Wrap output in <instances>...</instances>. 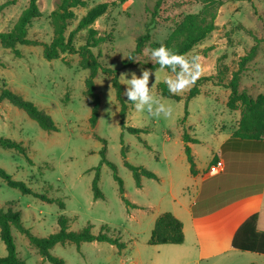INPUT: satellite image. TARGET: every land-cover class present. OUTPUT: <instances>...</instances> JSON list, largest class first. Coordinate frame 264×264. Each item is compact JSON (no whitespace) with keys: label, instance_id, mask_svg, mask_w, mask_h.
Here are the masks:
<instances>
[{"label":"rangeland","instance_id":"1","mask_svg":"<svg viewBox=\"0 0 264 264\" xmlns=\"http://www.w3.org/2000/svg\"><path fill=\"white\" fill-rule=\"evenodd\" d=\"M5 1L0 0V3ZM11 1L0 12V32L11 29L29 2ZM38 1L42 16L32 23L28 34L31 38L50 42L53 29L49 14L57 0ZM102 1L110 5L93 26L107 40L93 48V52L99 55L103 65L119 69L122 82L125 76L131 78L133 72L139 76L143 69L150 70V94L170 107L171 115L165 118L163 114L153 116L147 110L137 112L125 95L129 103L127 126L147 127L148 131L141 132L139 137L124 129L120 124V106L110 77L100 69L95 79L101 97L100 115L96 125L92 126L89 121L91 105L84 95L85 78L89 71L79 66L78 54L64 52L60 58L48 60L43 55L41 44L17 45L21 56L0 44V89L6 84L33 101L53 117L58 127V130L46 131L22 108L6 99L0 102V135L23 141L33 161L31 163L12 148L0 146V166L15 178L25 180L36 191L63 200L65 207L61 208L58 202H47L24 194L18 188L9 186L1 177L0 205L14 200V208L22 211L24 224L38 235L55 232L58 217L65 214L71 218L70 228L73 230H79L90 222L94 225L93 232L99 233L101 225L107 224L111 233L120 235L126 243L121 250L106 241H86L80 246L74 242L58 243L52 247L51 253L63 258L66 264H179V249L170 247L171 244L152 245L148 242L149 220L159 209L166 208L167 200H171L168 192L171 183L176 193L181 194L183 189V182H180L185 172L183 168L172 181L170 179V163L175 153L181 150L183 132L194 134L195 128V133L208 141L206 148H210L216 146L223 133L221 126L229 124L230 127L234 118L233 111L226 104L230 89L206 81L200 86L201 92L186 104V96L193 84L178 95L166 96L168 88L164 77L175 79L174 73L165 68L151 70L140 63L123 66L146 22L151 24L149 44L162 42L185 14L201 9V2L165 0L157 15L152 17L156 0H87L86 7L75 8L76 17L68 30L77 24L90 6ZM216 24L212 34L190 55L199 53L203 69L200 76L221 73L228 78L238 68L241 56L255 43L254 37L242 27L253 28L258 36H264V0L227 1L220 7ZM85 35V29L77 34L75 46L84 43ZM149 44L136 59L150 55ZM240 79L241 87H246L251 94L264 92V41L259 43L256 55L247 62ZM123 85L125 92L127 85ZM105 145L107 158L117 165L123 179L125 196L140 207L126 204L113 177V170L107 163L101 165L99 179L105 197L94 198L92 181ZM123 146L127 148L126 157L122 154ZM125 160L144 165L160 176L158 179L143 177V186L137 187ZM12 232L18 255L25 260V264H41V255L26 235L16 228H12ZM186 250L189 252L182 264H197L193 258L197 257L196 252L192 256V250ZM6 253V245L0 238V257ZM248 259V255H233L223 259L211 258L200 264H247ZM45 263L53 264L49 260Z\"/></svg>","mask_w":264,"mask_h":264},{"label":"trees","instance_id":"2","mask_svg":"<svg viewBox=\"0 0 264 264\" xmlns=\"http://www.w3.org/2000/svg\"><path fill=\"white\" fill-rule=\"evenodd\" d=\"M164 1L165 0H156L152 10V17L157 15ZM196 1L203 4L201 9L196 13L185 14L162 42L149 44L151 39V24L150 22H146L144 31L136 36L135 47L129 53V56L132 58L128 57L124 60L123 66H135L140 63L143 67L151 70L160 68L158 64L149 60L150 55L142 59H136L137 55L143 54L148 44L151 50L163 44L173 52L185 55L189 59L194 55H199V53L194 52L191 56L190 52L193 51L196 46L204 42L217 28L216 18L220 7L230 0ZM11 3V0L0 3V12ZM87 5V0H57L55 7L49 14L53 29V37L50 42H45L37 38H31L28 34L32 23L42 16L39 1L29 0L11 29L0 32V44L5 48L12 49L17 56H21L22 54L17 45L41 44L43 45V55L48 60L60 58L61 54L64 52L78 54L79 66L89 71L85 78L84 95L87 102L91 105L89 121L92 126L96 125L100 115L101 97L95 79L101 69L104 74L110 77L111 84L115 90L116 100L120 106L119 114L121 126L132 133L138 134L140 137V133L148 131V128L127 126L126 124L129 103L124 95V85L119 78V69L103 65L99 60V55L93 52V48L100 46L107 40V37L100 34L93 24L100 16L107 12L110 5L109 2L102 1L90 6L79 18L77 24L72 29L68 30L71 21L76 17L75 8L86 7ZM83 29L86 30L84 43L75 46L76 36ZM242 29L254 37L255 43L243 56H241L238 68L233 71L228 78L222 76L221 73L200 76L190 87L186 96V104L191 98L200 93V86L206 81H211L216 85L226 87L230 89L226 102L227 107L231 110L241 109L238 127L233 132L232 136L241 140H264V92L256 95L251 94L246 87H241L240 79L241 74L246 69L247 62L256 55L259 43L264 41V36H258L257 32L250 27L243 26ZM165 69L170 71L167 67ZM165 95L171 96L172 93L168 91ZM5 99L13 105L25 110L42 129L46 131L58 130L50 114L6 84L0 89V102ZM186 114H188L187 110ZM182 138L185 142V152L190 163V170L192 173H196L194 157L188 142H198L199 140L191 137L186 131L183 132ZM143 141L146 143L145 140ZM0 146L18 151L33 163L28 155V146H26L23 141L0 135ZM106 151L107 147L105 145L101 150L100 164L95 167L96 174L91 186L94 198L98 199L105 197L100 188L99 179L101 165L107 163L113 170V177L119 184V191L126 204L131 207H140L125 196L126 190L123 179L118 173L117 165L107 158ZM126 152L127 148L123 146L122 154L124 157H126ZM125 164L131 169L137 187H142V177L159 178L156 172L148 169L144 165H135L128 160H125ZM0 177L9 186L18 188L24 194L33 195L47 202H58L61 208L65 207L63 200L36 191L25 180L15 178L2 166H0ZM15 203L14 200H10L0 205V238L4 241L7 249L6 255L0 257V264H25V260L21 259L18 255L12 228H16L26 235L29 243L35 247L41 255V264H46V260H49L53 264H66L63 258L51 253L52 247L58 243L66 244L67 242H74L77 246H80L81 243L86 241H106L118 246L120 250L126 245V243L121 240L120 235L111 233V227L107 224L101 225L99 233L93 232L92 228L94 225L90 222L79 230L71 229V218L65 214H61L58 217V229L55 232H51L47 235H38L31 227L24 224L22 211L14 208ZM184 239L183 222L172 212L165 211L160 213L156 218L148 242L152 245L180 244L184 242ZM231 246L241 251H251L264 255V231L259 230L257 227V213L248 216L237 228L232 237ZM208 254L211 253L201 252V258H205Z\"/></svg>","mask_w":264,"mask_h":264},{"label":"crops","instance_id":"3","mask_svg":"<svg viewBox=\"0 0 264 264\" xmlns=\"http://www.w3.org/2000/svg\"><path fill=\"white\" fill-rule=\"evenodd\" d=\"M231 111L234 115L232 123L229 128V124L221 126L223 133L216 141V146L206 148L208 141L204 136H198L195 128L194 134L189 133L199 140L188 142L196 173L190 170L185 142H182L181 150L175 153L170 163L171 181L180 168L185 171L183 180L182 176L180 179L183 182L181 194L176 193L171 183L168 190L171 200H167L166 208L159 209L149 220L150 234L156 218L162 212L171 211L183 222L184 242L170 246L180 250L179 264L186 261L184 258L189 252L186 249L192 250V256L196 252L197 257L193 258L197 264L204 260L210 261L211 258L223 259L233 255H248L247 264H264L263 254L241 251L231 246L235 231L253 213H257L258 229L264 231V140L233 137L241 109ZM217 160L223 161L224 168L217 174L209 173V165ZM157 175L160 176L159 173ZM201 252L211 254L201 258Z\"/></svg>","mask_w":264,"mask_h":264},{"label":"clouds","instance_id":"4","mask_svg":"<svg viewBox=\"0 0 264 264\" xmlns=\"http://www.w3.org/2000/svg\"><path fill=\"white\" fill-rule=\"evenodd\" d=\"M129 58L132 57L129 56ZM149 60L158 64L161 69L167 67L176 74L175 79L164 77V83L172 94L178 95L188 86L194 84L203 71L199 55H194L189 59L185 55L173 52L163 44L151 50ZM149 76L150 70L148 69H143L139 76L134 72L131 74V78L125 76V81L122 82L127 85L124 95L128 97V101L134 104L137 112L147 110L153 116L158 117L163 114L167 118L171 115L172 110L150 94Z\"/></svg>","mask_w":264,"mask_h":264},{"label":"built area","instance_id":"5","mask_svg":"<svg viewBox=\"0 0 264 264\" xmlns=\"http://www.w3.org/2000/svg\"><path fill=\"white\" fill-rule=\"evenodd\" d=\"M224 168V163L222 160H217L209 165V173L217 174Z\"/></svg>","mask_w":264,"mask_h":264}]
</instances>
